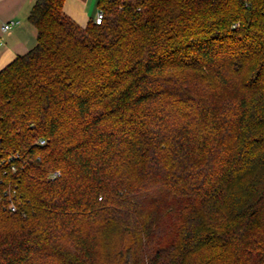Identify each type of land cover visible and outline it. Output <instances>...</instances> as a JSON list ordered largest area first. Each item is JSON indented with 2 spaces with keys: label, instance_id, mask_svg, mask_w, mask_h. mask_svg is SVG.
<instances>
[{
  "label": "trees",
  "instance_id": "obj_1",
  "mask_svg": "<svg viewBox=\"0 0 264 264\" xmlns=\"http://www.w3.org/2000/svg\"><path fill=\"white\" fill-rule=\"evenodd\" d=\"M63 4L0 70V264H264V0Z\"/></svg>",
  "mask_w": 264,
  "mask_h": 264
},
{
  "label": "crops",
  "instance_id": "obj_2",
  "mask_svg": "<svg viewBox=\"0 0 264 264\" xmlns=\"http://www.w3.org/2000/svg\"><path fill=\"white\" fill-rule=\"evenodd\" d=\"M35 0H0V70L16 56L28 52L36 43V28L28 20ZM98 0H64V13L78 25L84 26L99 11ZM18 23L7 30L2 24Z\"/></svg>",
  "mask_w": 264,
  "mask_h": 264
},
{
  "label": "built area",
  "instance_id": "obj_3",
  "mask_svg": "<svg viewBox=\"0 0 264 264\" xmlns=\"http://www.w3.org/2000/svg\"><path fill=\"white\" fill-rule=\"evenodd\" d=\"M102 18H103V12L101 10H99L96 13L95 17H94L95 22L96 23H100V21H101ZM17 23H18L17 20H9V21H7V22H5V23L2 24V29L3 30H7V29L11 28L13 25L17 24ZM38 142L40 144H45L46 143V140L42 138V139H39ZM58 176H60V171L59 170H55V171L50 172L48 174V178L49 179H53V178H56ZM7 208L11 212H15L16 211V206H15V203H14V201H13L12 198H8Z\"/></svg>",
  "mask_w": 264,
  "mask_h": 264
},
{
  "label": "rangeland",
  "instance_id": "obj_4",
  "mask_svg": "<svg viewBox=\"0 0 264 264\" xmlns=\"http://www.w3.org/2000/svg\"><path fill=\"white\" fill-rule=\"evenodd\" d=\"M8 212H10V214H12L13 212L9 211V209L7 208Z\"/></svg>",
  "mask_w": 264,
  "mask_h": 264
}]
</instances>
